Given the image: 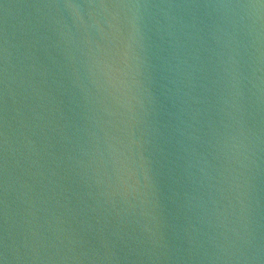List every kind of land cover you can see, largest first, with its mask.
Instances as JSON below:
<instances>
[{
	"label": "water",
	"instance_id": "95a60500",
	"mask_svg": "<svg viewBox=\"0 0 264 264\" xmlns=\"http://www.w3.org/2000/svg\"><path fill=\"white\" fill-rule=\"evenodd\" d=\"M0 264H264V0H0Z\"/></svg>",
	"mask_w": 264,
	"mask_h": 264
}]
</instances>
